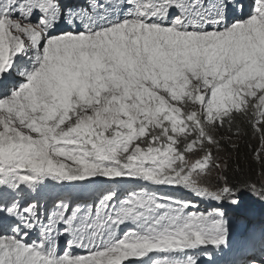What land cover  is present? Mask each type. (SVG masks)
Masks as SVG:
<instances>
[{"label":"snow or ice","instance_id":"1","mask_svg":"<svg viewBox=\"0 0 264 264\" xmlns=\"http://www.w3.org/2000/svg\"><path fill=\"white\" fill-rule=\"evenodd\" d=\"M257 203L264 0H0V264H199Z\"/></svg>","mask_w":264,"mask_h":264},{"label":"trees","instance_id":"2","mask_svg":"<svg viewBox=\"0 0 264 264\" xmlns=\"http://www.w3.org/2000/svg\"><path fill=\"white\" fill-rule=\"evenodd\" d=\"M222 135L225 133H221ZM250 145H258V141L252 140L249 138L248 142L245 143V141H241V150H240V162L242 167L245 169V172L251 175L255 179H260L258 172L260 171V166L257 164V162L253 158V153L250 151ZM212 207V204H206L204 206L200 205L201 210L210 209ZM264 206L255 205L254 211L250 214V217L253 219L251 224H248L246 222V218L242 220H234L232 219V237H231V245L230 247L224 249L223 251H214L213 256L211 259L207 257V261H204L206 264H214L215 262L218 264L220 263V260H222V257L219 256L221 252H225V254L231 253L237 245H240L241 247H245L246 249H251L252 244L260 245V236L261 233L264 232V224H257L255 227L253 225L260 219L264 218V211L261 210ZM249 235L251 237H249ZM216 252V253H215ZM235 259L238 258V255L234 254L232 255ZM202 259V258H200Z\"/></svg>","mask_w":264,"mask_h":264},{"label":"rangeland","instance_id":"3","mask_svg":"<svg viewBox=\"0 0 264 264\" xmlns=\"http://www.w3.org/2000/svg\"><path fill=\"white\" fill-rule=\"evenodd\" d=\"M257 205H259V204L257 203ZM261 210L264 211V207L261 208ZM244 218H245V217L237 218L235 215H232V216H231V220L234 219V220H239V221H240V220H242V219H244ZM247 220H248V219H247ZM259 247H260V246H259ZM220 256L222 257V255H220ZM201 257H204V258L200 259ZM200 258H199V264L203 263L204 261H207V260H206V259H207L206 256L201 255Z\"/></svg>","mask_w":264,"mask_h":264},{"label":"bare ground","instance_id":"4","mask_svg":"<svg viewBox=\"0 0 264 264\" xmlns=\"http://www.w3.org/2000/svg\"><path fill=\"white\" fill-rule=\"evenodd\" d=\"M202 209V208H201ZM232 243V242H231ZM216 253V252H215Z\"/></svg>","mask_w":264,"mask_h":264}]
</instances>
